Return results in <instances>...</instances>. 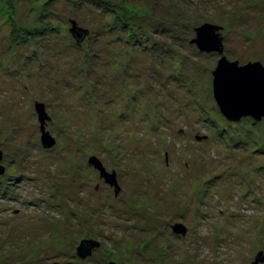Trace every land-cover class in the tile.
Segmentation results:
<instances>
[{
  "label": "rangeland",
  "instance_id": "374dc122",
  "mask_svg": "<svg viewBox=\"0 0 264 264\" xmlns=\"http://www.w3.org/2000/svg\"><path fill=\"white\" fill-rule=\"evenodd\" d=\"M205 23L228 61L264 66V0H0V264L264 254V119L220 114L221 56L191 43Z\"/></svg>",
  "mask_w": 264,
  "mask_h": 264
},
{
  "label": "water",
  "instance_id": "95a60500",
  "mask_svg": "<svg viewBox=\"0 0 264 264\" xmlns=\"http://www.w3.org/2000/svg\"><path fill=\"white\" fill-rule=\"evenodd\" d=\"M221 27L215 24L205 23L195 29L196 37L191 43L203 51L215 52L221 56L217 62L216 69L212 75V92L220 114L228 122H238L242 118L250 117L254 121L264 119V66L260 62H248L239 65L237 61L230 62L223 56L222 37L219 33ZM72 37L78 43L84 35L83 30H76L75 26L70 30ZM35 110L38 115L41 132V145L43 148H51L55 141L45 131L47 117L44 105L36 103ZM205 137H197V140ZM1 160V152H0ZM89 164L95 167L100 177L110 186L114 187L115 193L119 191L115 174L107 173L102 164L95 158L89 160ZM4 168L0 165V175H3ZM174 234L185 235L186 229L176 224L172 227ZM99 244L94 241H82L76 249L79 258L84 259L90 252L97 248ZM264 264V254L259 252L251 264ZM114 264V263H110Z\"/></svg>",
  "mask_w": 264,
  "mask_h": 264
},
{
  "label": "trees",
  "instance_id": "16d2710c",
  "mask_svg": "<svg viewBox=\"0 0 264 264\" xmlns=\"http://www.w3.org/2000/svg\"><path fill=\"white\" fill-rule=\"evenodd\" d=\"M82 1H84V0H82ZM20 34H18V36H19ZM28 35H29V33H28ZM25 38H27V37H25Z\"/></svg>",
  "mask_w": 264,
  "mask_h": 264
}]
</instances>
